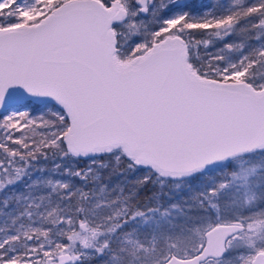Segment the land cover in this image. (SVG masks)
Here are the masks:
<instances>
[{"label":"snow or ice","instance_id":"snow-or-ice-1","mask_svg":"<svg viewBox=\"0 0 264 264\" xmlns=\"http://www.w3.org/2000/svg\"><path fill=\"white\" fill-rule=\"evenodd\" d=\"M0 264H264V0H0Z\"/></svg>","mask_w":264,"mask_h":264},{"label":"trees","instance_id":"trees-1","mask_svg":"<svg viewBox=\"0 0 264 264\" xmlns=\"http://www.w3.org/2000/svg\"><path fill=\"white\" fill-rule=\"evenodd\" d=\"M149 189H151V185H149ZM140 202L142 204H147L148 203V201L146 200L145 195L143 193L141 194Z\"/></svg>","mask_w":264,"mask_h":264},{"label":"rangeland","instance_id":"rangeland-1","mask_svg":"<svg viewBox=\"0 0 264 264\" xmlns=\"http://www.w3.org/2000/svg\"><path fill=\"white\" fill-rule=\"evenodd\" d=\"M195 2L199 3L200 0H195ZM204 2H208V0H204ZM213 2H214V0H213ZM222 2H224V0H222Z\"/></svg>","mask_w":264,"mask_h":264}]
</instances>
